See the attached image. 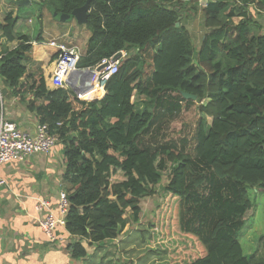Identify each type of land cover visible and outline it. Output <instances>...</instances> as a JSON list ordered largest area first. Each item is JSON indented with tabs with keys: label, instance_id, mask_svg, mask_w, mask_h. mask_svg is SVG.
Returning <instances> with one entry per match:
<instances>
[{
	"label": "trees",
	"instance_id": "trees-1",
	"mask_svg": "<svg viewBox=\"0 0 264 264\" xmlns=\"http://www.w3.org/2000/svg\"><path fill=\"white\" fill-rule=\"evenodd\" d=\"M85 1L41 3L57 19ZM254 1L92 0L78 67H94L120 50L128 56L108 78L104 96L89 101L70 88H48L40 68L29 71L33 39L15 34L12 11L0 21L1 36L15 42L0 47V98L23 101L63 147L72 260L137 221L142 199L165 178L148 241L170 264H264L250 259L238 240L252 207L248 189L264 190V27L242 10ZM194 3L207 29L198 49L180 21L183 8L197 12ZM235 16L241 19L234 22ZM166 105L176 111L196 106L193 155L172 145H138Z\"/></svg>",
	"mask_w": 264,
	"mask_h": 264
},
{
	"label": "rangeland",
	"instance_id": "rangeland-1",
	"mask_svg": "<svg viewBox=\"0 0 264 264\" xmlns=\"http://www.w3.org/2000/svg\"><path fill=\"white\" fill-rule=\"evenodd\" d=\"M46 1V0H45ZM187 7L192 6L188 2ZM196 4V3H194ZM197 6V12L192 13V10L185 12L184 8L181 11L180 21L190 32L191 41L194 47H198L201 42L203 33L207 30L204 25L203 15L201 9ZM12 10L17 16V24L14 32L16 35L22 33L27 34L30 38L35 39L41 32L45 37L43 42L38 40L36 46L42 47L46 51L53 49L48 42L54 40L56 42H65L69 46H75L80 54H84L86 49V41L90 34V30L85 25H78L76 21H60L52 16V13L47 8L46 4H42L41 0H31L23 6H15L0 1V21L3 20L5 14ZM66 32L67 34H63ZM61 34V35H59ZM54 38V39H52ZM51 39V40H50ZM6 44L8 47L15 45V42L7 43L1 36L0 32V47ZM55 49V48H54ZM157 49V48H156ZM56 50V49H55ZM48 51V52H49ZM134 50H132L133 53ZM146 64H144L143 71L145 77H148L151 70V60L146 57ZM107 65V64H106ZM100 92H88L86 96L89 99H95L100 96ZM167 101L177 102L181 104V100H173L167 97ZM23 103V101H20ZM183 104V103H182ZM3 107V102L0 100V110ZM136 107V106H135ZM142 108H137L140 110ZM5 112V110H4ZM9 114V116H7ZM4 115V113H3ZM158 121L150 127L148 132L144 135L140 134L137 139L139 146H159L172 145L173 147L183 151L189 152L193 155L194 133L198 125L199 114L195 105L183 106L181 110H171V106L166 105L156 110ZM5 119L15 122L22 127L24 124L34 126L37 121L35 116H22L18 107H8V113H5ZM210 119H205V124L208 126ZM31 126V127H32ZM32 131V129H30ZM59 154V156H57ZM48 156L49 158H56L57 162L62 163L63 150L60 145L52 152H36L33 155V162H41ZM54 163L52 162V166ZM15 166L14 162L3 164L0 168L8 172ZM167 182L163 178L156 185V193L149 197H145L141 201V210L137 221L131 220L124 227L123 234H119L120 241H106V247H99L100 251L95 249L90 252L83 260L80 258L76 260L77 264H170L167 260L166 253L156 249L148 241L149 224L153 220V213L156 205L161 201L162 186ZM58 186L62 190L67 187L65 182L60 179ZM248 196L252 202V207L246 213L244 224L238 232V238L245 254L249 255L250 259L258 260L264 259V190L263 189H248ZM130 211H127L129 215ZM117 236V237H118ZM116 237V238H117ZM67 243V242H66ZM131 245L129 250L127 247ZM95 251V253H94ZM102 254V255H100ZM126 254V256H124ZM110 255V256H109Z\"/></svg>",
	"mask_w": 264,
	"mask_h": 264
},
{
	"label": "crops",
	"instance_id": "crops-1",
	"mask_svg": "<svg viewBox=\"0 0 264 264\" xmlns=\"http://www.w3.org/2000/svg\"><path fill=\"white\" fill-rule=\"evenodd\" d=\"M5 2L8 3L7 1ZM242 10L252 20L264 27V0H255L248 4H242ZM240 19L241 17L239 16L233 17L234 22H238ZM63 34L67 33L64 32ZM39 38L40 42L45 40L41 32L37 35L36 40H32L31 59L27 67L29 71L40 68L45 80H47L49 73L53 69L55 49L49 42L48 44L53 48L50 51L48 50L49 52L42 47L36 46ZM198 48L199 46L195 47V49ZM46 85L48 88H52L48 82ZM14 98L7 96L3 99L4 117L5 113H8L9 105L11 107H18L22 116H35L26 109L25 104L20 103V101ZM142 105L143 103H141ZM138 107L140 106L137 105L136 108ZM31 126L24 124L22 127H19L23 130L29 129L30 131V129H34L35 125ZM58 145L63 150L62 145L56 142L55 146L48 153L56 149ZM57 156L56 158L46 156L44 160L37 163L33 162L32 156L24 162H14L15 166L8 172L0 168V177L6 181V185H0V264H77L76 260L71 259L70 251L67 248L66 242H69L71 239L66 234L64 226L56 228L58 240L54 243H48L46 236L39 226L38 219L41 215L35 208L36 198H44L49 200L56 210L58 192L61 190L58 186L60 185L61 173L63 172V164L60 167V162H57ZM52 162L54 163L53 166ZM120 239V236H118L113 240H105L100 245L93 244L88 246L86 256L90 255L88 254L89 251L94 250L95 247L96 252L100 251L102 253V248L100 250L97 249L99 247H106V241L114 242L120 241ZM131 248V245L127 247L129 250ZM85 257L80 259L83 260Z\"/></svg>",
	"mask_w": 264,
	"mask_h": 264
},
{
	"label": "built area",
	"instance_id": "built-area-1",
	"mask_svg": "<svg viewBox=\"0 0 264 264\" xmlns=\"http://www.w3.org/2000/svg\"><path fill=\"white\" fill-rule=\"evenodd\" d=\"M49 44L56 50L53 69L48 75L46 84L48 82L52 88H70L79 100L85 101L90 100L86 94L96 89L102 94L100 98L103 97L108 78L117 72L121 60L128 56L127 50H120V55L114 60L111 56L102 59L94 67L79 68L78 61L81 54L75 46L54 40H51ZM100 65L105 66L100 70H95ZM87 68L94 70L95 73L89 75L85 71L79 72ZM3 113L2 107L0 110V165L9 162H24L36 152L48 153L55 146L57 137L49 132L47 124L37 122L33 131L23 130L15 122L5 119ZM0 185H6V181L1 177ZM35 208L41 215L38 222L48 243L56 242L59 238L56 228L64 226V215L68 208L66 192L59 190L56 210L53 204L44 198H36ZM65 232L67 234L66 230Z\"/></svg>",
	"mask_w": 264,
	"mask_h": 264
},
{
	"label": "water",
	"instance_id": "water-1",
	"mask_svg": "<svg viewBox=\"0 0 264 264\" xmlns=\"http://www.w3.org/2000/svg\"><path fill=\"white\" fill-rule=\"evenodd\" d=\"M31 0H13V3L16 4L17 6H23L26 3H30ZM92 0H86L84 2V4L82 6H79L77 8H74L70 13L68 14H60L57 15V19L59 18L60 21H69V20H74L76 21V23L78 25H85L87 23V19H88V11H89V6H90V2ZM199 3L201 5H205L206 4V0H199ZM179 22H176V25H178ZM120 55V52H117L116 54L113 55L112 59H116L118 56ZM105 65H100L98 67L95 68V70H100L102 67H104ZM86 72L89 75H92L95 73L94 70L92 69H85V70H79V72ZM68 82V81H67ZM76 89V88H75ZM182 96L186 99H195L196 96L186 93V92H182Z\"/></svg>",
	"mask_w": 264,
	"mask_h": 264
},
{
	"label": "bare ground",
	"instance_id": "bare-ground-1",
	"mask_svg": "<svg viewBox=\"0 0 264 264\" xmlns=\"http://www.w3.org/2000/svg\"><path fill=\"white\" fill-rule=\"evenodd\" d=\"M98 89H96V90H92V91H90V92H94V91H97ZM97 93H98V91H97Z\"/></svg>",
	"mask_w": 264,
	"mask_h": 264
}]
</instances>
